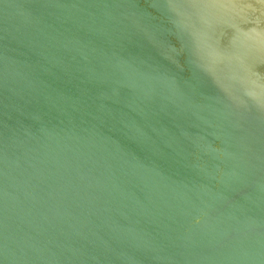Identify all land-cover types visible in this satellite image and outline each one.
Segmentation results:
<instances>
[{
    "label": "water",
    "instance_id": "water-1",
    "mask_svg": "<svg viewBox=\"0 0 264 264\" xmlns=\"http://www.w3.org/2000/svg\"><path fill=\"white\" fill-rule=\"evenodd\" d=\"M212 1L0 0V264H264V50Z\"/></svg>",
    "mask_w": 264,
    "mask_h": 264
},
{
    "label": "rangeland",
    "instance_id": "rangeland-1",
    "mask_svg": "<svg viewBox=\"0 0 264 264\" xmlns=\"http://www.w3.org/2000/svg\"><path fill=\"white\" fill-rule=\"evenodd\" d=\"M213 7L222 25L235 28L236 41H250L243 48L264 50V0H214Z\"/></svg>",
    "mask_w": 264,
    "mask_h": 264
}]
</instances>
